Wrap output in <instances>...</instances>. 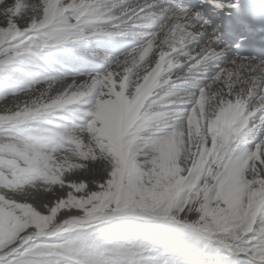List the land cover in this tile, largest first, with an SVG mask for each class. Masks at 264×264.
Returning <instances> with one entry per match:
<instances>
[{"label":"snow or ice","instance_id":"6c2138e0","mask_svg":"<svg viewBox=\"0 0 264 264\" xmlns=\"http://www.w3.org/2000/svg\"><path fill=\"white\" fill-rule=\"evenodd\" d=\"M97 3L40 0L34 7L27 0H0V53L10 45L27 51L35 29L47 31L56 44L67 42L68 35L55 34L61 21L75 29L89 16L117 20L112 13L119 5L101 10ZM157 6L163 22L147 35L145 46L116 58L113 70L102 76L89 74L80 83L74 80L56 98L46 93L10 114L0 113V121H11L15 127L74 101H81L77 107L85 109L77 114L75 134H64L68 145L49 154L28 145L20 150L0 144V153L24 157L0 158V164H10L20 174H38L21 181L0 168V264H35L27 257L52 247L35 238L49 226L61 230L59 219L65 233L81 227L73 217L106 225L109 232L142 219L155 227L215 234L226 246L243 240L246 246L239 252L245 264H264V0H150L135 10L124 9L120 23L152 17ZM47 46V41L41 45ZM181 63L180 76L193 74L205 81L204 86L184 95L161 96L157 90L174 79L171 70ZM253 135V147L245 150L242 145ZM97 160L106 162L104 183L91 189L89 183L95 180L85 178L87 171L75 182L71 174L87 170L86 162ZM25 186L55 198L44 203L11 196ZM76 244L69 239L55 247L71 251ZM108 251L109 260L81 252L75 262L139 259L129 246Z\"/></svg>","mask_w":264,"mask_h":264},{"label":"bare ground","instance_id":"6f19581e","mask_svg":"<svg viewBox=\"0 0 264 264\" xmlns=\"http://www.w3.org/2000/svg\"><path fill=\"white\" fill-rule=\"evenodd\" d=\"M149 2L150 0H98L96 7L101 10H103L104 8L110 7L113 4L119 5V7L114 9L112 13L113 15L117 17V20L109 21L106 18L97 19L95 16H89L87 19H85L83 22L77 25L75 29L69 28L66 23L61 21V23L56 27L55 34L59 36L68 35L70 37V39L67 42L62 43V44H56L54 39L49 40L50 34L45 30H41V29L32 30L33 39L28 44V50L30 49L34 53L43 54V55L45 54V57L46 56L50 57L51 60L57 64L58 70H65L64 75L69 73L70 76H66L65 77L66 80L64 78V82L58 81L59 83H57L55 81L59 79L55 81L53 79V82L56 84L50 82L49 84L47 83V85L37 86L36 89L32 87V90L30 88V91L24 94L20 93V95L16 96L15 98L14 97L7 98L5 101L0 100L1 101L0 102V113L10 114L13 111H15V109L20 104L26 101H30L32 98H35L37 96H40L46 93H51L52 97L56 98V96L59 93H61L62 90L67 85L72 84L74 80L77 83H80V82L86 81L88 79L89 74L91 75L100 74L102 76L105 72L113 70L115 66L114 61L116 58L121 57L122 55H124L125 53H127L128 51L134 48L145 46L147 35L153 32L154 29L157 30L159 25L163 22L164 17H163V14L160 12V8L158 6L154 9L156 11V15L152 17H148V18L141 19L138 21H130L126 24L120 23V20L122 19L120 17V13L124 9L135 10L139 7H143L145 4ZM27 3L34 7H38L40 0H27ZM131 14H132L131 12L128 13V15H131ZM68 19H71V16L64 17V20H68ZM150 21H157V23L155 25H151L149 24ZM40 22H42V18ZM26 23H27L26 19L22 20V26ZM114 25H119V26L114 27ZM97 28H104L106 31L104 33H97L96 32ZM121 32H129V33L137 32V33H143L144 35L132 36L130 38H127L130 35L121 36L119 35V33ZM78 35L82 36L83 39H79V40L75 39V37ZM113 36H117L119 38H113ZM2 38H3L2 35H0V39ZM45 41L48 42V46L41 47V45H43ZM101 43H103L106 46V48L108 49V53L110 55H106L104 51H102L104 50V48L101 45ZM7 51L12 52L16 58H20L21 55L17 56L16 51H20L21 53L22 51H24V48L22 45H15V46L10 45L7 48L6 52ZM7 54L10 55L9 52ZM104 56H109L112 59L106 61L103 59ZM94 58L99 59V61H95L94 63L95 68L99 67V71L94 70L91 64L89 65V61L93 60ZM181 59L183 60V58ZM80 61L84 63L85 68L83 70H73L74 66ZM105 63L108 64V67H106L107 64ZM182 68H183V64L181 63L179 67H176L171 70V74L174 76V79L170 80L168 85L161 84V87L157 90L160 93V95H162L165 91H173V93H177V92L185 93L188 91H192L191 87H194L193 90L195 91L197 86L199 87L204 86V83L195 85L196 82L203 81V80L194 78L193 74H189L187 78L180 76V71ZM167 75L168 74H166V76ZM175 77H179V79H175ZM163 78L164 77H162V79ZM173 84L175 85L174 87L172 86ZM185 88H187L188 91H185L186 90ZM75 103L76 101H74L72 105H74ZM72 105H67L63 107L61 106L53 107L55 108L54 111L50 113L46 112L44 113V115L46 114L47 116H49V118L51 117L53 118L52 114L56 113L57 120L66 122V120L62 118V112H65V110L67 109L69 113H73L75 117L78 118L77 114L85 111V109L79 108L77 106L72 107ZM36 117H34V119ZM27 121H33V120L29 119ZM6 122L7 121H5V123ZM69 131L73 132L72 134H75L76 128L70 129ZM159 137L161 136L157 135L156 138H159ZM254 138H255L254 135L247 138L248 139L247 144L242 145L243 147H245V150L253 147ZM15 140H18V138ZM145 142H151V141L146 139ZM18 147L24 149L25 145L20 144L18 140ZM34 149L41 150L40 148H37V147ZM86 163L88 164V169H93L94 172L96 173L94 177L93 176L91 178L85 177L86 179H89V180H92V179L95 180L94 183H91V182L89 183V187L93 189L94 187H96L95 183H97L99 180L102 181L103 176L107 175V173L104 172V166L106 162L97 160V161H90ZM83 172H85V170H76L72 173L71 176L74 178L75 182H79L77 178L84 176ZM11 196L16 199H28L29 201L36 200V201H40L44 203H47L50 199L55 198L52 193L35 192L31 188L30 190L28 188V191H25L17 195H14L13 193H11ZM259 217H260V213L257 214V220H259ZM73 218L84 221V219L82 218H78V217H73ZM62 222H63V219H59V224H61ZM48 228H53V227L49 226ZM254 229H255V225H254ZM161 236L166 238L167 241L170 243L169 250L171 251V253L168 252V254L164 256L162 255L163 257L160 260H156L148 256L143 257L140 261V264H245L244 257L239 252V248L244 247L246 244L243 240L230 243L229 245L226 246V245H222L219 242L220 238H218L215 234H212V235L206 234L207 238L212 239L213 240L212 242L216 243V246L215 247L206 246L205 248H203L199 245H205V244L194 243L193 241L189 240L186 236L181 240L179 233H174V232L164 233ZM225 238L230 239L229 234H225ZM217 246H219V248ZM226 252H228V254ZM209 256H212V257H209ZM183 257L187 258V260L183 261Z\"/></svg>","mask_w":264,"mask_h":264},{"label":"rangeland","instance_id":"374dc122","mask_svg":"<svg viewBox=\"0 0 264 264\" xmlns=\"http://www.w3.org/2000/svg\"><path fill=\"white\" fill-rule=\"evenodd\" d=\"M130 37L132 36L130 35L127 38ZM113 38H119V37L113 36ZM101 45L104 48V50L102 51H104L106 55H110L108 53V49L106 48V46L103 43H101ZM5 52L6 51L3 52L5 55L3 53H0V61H1L0 62L1 63L0 64V94H1L0 100L1 101L2 100L5 101L7 98H13V97L15 98L16 96L20 95V93L24 94L30 91V88L32 90V87L36 89L37 86L47 85V83L49 84L50 82L54 83L53 79L54 81L59 79L55 81L57 83L62 81L64 82V78L66 76H70L69 73L64 75L65 70H58L57 64L54 61H52L50 57L48 56L45 57V54L44 55L37 54L29 49L27 51L25 50L22 51L21 57L16 58L12 52L10 51H7L6 53ZM8 52L10 53L11 56L7 54ZM6 54L9 56H7ZM2 55L5 57H3ZM95 61H99V59L94 58L93 60L89 61V65L91 64L94 70H95V64H94ZM106 67H108V64ZM84 68H85L84 63L80 61L74 66L73 70H83ZM203 83H205V81H199L196 82L195 85L203 84ZM191 88L192 91H194L193 90L194 87ZM185 89H184L185 91H188L187 88ZM175 94L184 95V93H179V92L173 93V91H165L161 96L172 97ZM79 104H81V102L76 101V103L72 105V107L78 106ZM54 110L55 108H52L48 112L50 113ZM52 115L53 118L52 117L49 118V116L43 114L42 116L40 115L36 117L35 118L36 120L34 118H31L33 121H26L24 124L15 127H13V122L11 121H7L6 123L5 121H0V127L4 128L3 133H0V144H14L17 149L23 150L22 148L18 147V140H19L20 144L28 145L30 149L36 147L40 148L41 149L40 151L43 154H49L52 152V149L58 148L61 145L67 146L69 142L64 141L63 139L64 134L69 133L70 129L76 128V126L80 123V121L77 117H75L73 113H69L67 109L65 110V112H62V118L65 119L66 122L57 120L56 113H53ZM17 138L18 140H15ZM163 138L165 137L161 136L157 139H163ZM72 147H74V145H72ZM32 154L33 153L30 151L29 155ZM0 158L4 160H9V159H15L17 161L24 160V157H21L18 152H12V151H5L4 153H0ZM0 168L6 169L8 176L10 178H16V176H18L20 180L21 179L34 180L35 177L38 175L35 173L20 174L17 168L7 163L0 164ZM85 171H87L86 178L89 177L91 178L92 176L94 177L96 174L93 169H87ZM102 183H104V179L102 181L99 180L97 183H95L96 187H94L93 190L96 189L98 185ZM28 188L30 190L31 187L25 186L24 190H18L12 193L14 195H17L25 191H28ZM79 222L82 225L81 227L73 229L71 232H67V233L62 231V228L64 227L63 222L60 224L61 230H58L57 228L54 227L46 228L40 236L35 238V242L51 245L52 247H45L38 249L37 252L40 254L32 255L30 257H27V259H31L35 261V264H76L75 257L79 256L81 252H89L93 255L98 256L99 258H102L104 260H109L111 259V254L108 251V249L112 247L129 246L132 247L133 251L139 253V259H137L136 261H127L125 258H122L121 261L117 262V264H140V261L143 257L148 256L156 260H160L164 255L168 254V252L171 253V251L169 250L170 243L167 241L166 238H164L161 235H163L164 233H173V232L179 233L181 240L186 236L189 240L193 241L194 243L205 244V245H199L203 248H205L206 246L208 247L216 246V243L212 242L213 241L212 239L207 238L206 234L203 233L194 234L191 229H186L183 227H170V228L155 227L152 225L151 222L144 221L142 219L138 220L135 226L122 227L113 232L107 231L106 225H100L94 221L89 222L86 220L84 221L79 220ZM89 223L93 224L92 228L88 227ZM51 231H56L57 235L54 237L50 236L49 233ZM69 239L77 241V244L74 245L71 251L55 247V245L66 242ZM141 244L145 246L143 250H141L138 247ZM217 247L219 248V246ZM226 253L228 254V252ZM186 260L187 258L183 257V261Z\"/></svg>","mask_w":264,"mask_h":264}]
</instances>
